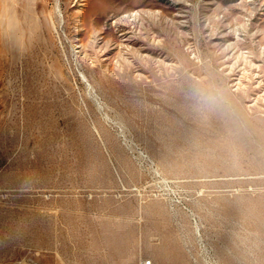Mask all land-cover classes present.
<instances>
[{
	"label": "rangeland",
	"instance_id": "rangeland-1",
	"mask_svg": "<svg viewBox=\"0 0 264 264\" xmlns=\"http://www.w3.org/2000/svg\"><path fill=\"white\" fill-rule=\"evenodd\" d=\"M264 264V0H0V264Z\"/></svg>",
	"mask_w": 264,
	"mask_h": 264
},
{
	"label": "built area",
	"instance_id": "built-area-1",
	"mask_svg": "<svg viewBox=\"0 0 264 264\" xmlns=\"http://www.w3.org/2000/svg\"><path fill=\"white\" fill-rule=\"evenodd\" d=\"M149 264H151V263H149Z\"/></svg>",
	"mask_w": 264,
	"mask_h": 264
}]
</instances>
